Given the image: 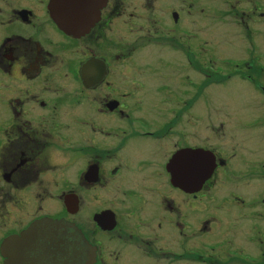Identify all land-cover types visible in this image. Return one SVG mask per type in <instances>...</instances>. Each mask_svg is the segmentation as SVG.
Returning <instances> with one entry per match:
<instances>
[{"label":"flooded vegetation","instance_id":"flooded-vegetation-1","mask_svg":"<svg viewBox=\"0 0 264 264\" xmlns=\"http://www.w3.org/2000/svg\"><path fill=\"white\" fill-rule=\"evenodd\" d=\"M263 139L264 0H0V264H264Z\"/></svg>","mask_w":264,"mask_h":264},{"label":"rangeland","instance_id":"rangeland-1","mask_svg":"<svg viewBox=\"0 0 264 264\" xmlns=\"http://www.w3.org/2000/svg\"><path fill=\"white\" fill-rule=\"evenodd\" d=\"M255 98H257V94H255ZM218 120H226L227 118L226 117H217ZM264 141V139H263Z\"/></svg>","mask_w":264,"mask_h":264},{"label":"water","instance_id":"water-1","mask_svg":"<svg viewBox=\"0 0 264 264\" xmlns=\"http://www.w3.org/2000/svg\"><path fill=\"white\" fill-rule=\"evenodd\" d=\"M64 230V229H63Z\"/></svg>","mask_w":264,"mask_h":264}]
</instances>
